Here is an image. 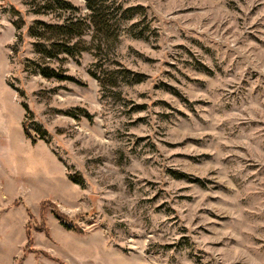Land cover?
<instances>
[{"label":"rangeland","instance_id":"obj_1","mask_svg":"<svg viewBox=\"0 0 264 264\" xmlns=\"http://www.w3.org/2000/svg\"><path fill=\"white\" fill-rule=\"evenodd\" d=\"M86 4L0 0V264H264V0Z\"/></svg>","mask_w":264,"mask_h":264},{"label":"trees","instance_id":"obj_2","mask_svg":"<svg viewBox=\"0 0 264 264\" xmlns=\"http://www.w3.org/2000/svg\"><path fill=\"white\" fill-rule=\"evenodd\" d=\"M99 1H101V2H99ZM104 1L105 0H86V2H87L86 5H87V7L89 9L95 11L97 9H100L101 6L102 7L105 6V5H103L104 4ZM40 73L42 75H44V76H48L49 75L48 72H47V70L46 69H43V68L40 70ZM25 133L27 134L26 131H25ZM53 214L62 223V225L64 227H66L68 229L71 228V223L70 222H67L64 219V216L61 213H59L57 210L56 211L53 210Z\"/></svg>","mask_w":264,"mask_h":264}]
</instances>
